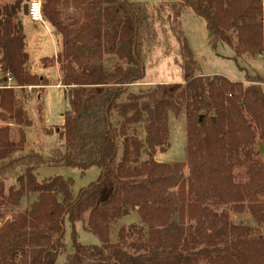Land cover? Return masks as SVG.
<instances>
[{"label":"trees","instance_id":"trees-1","mask_svg":"<svg viewBox=\"0 0 264 264\" xmlns=\"http://www.w3.org/2000/svg\"><path fill=\"white\" fill-rule=\"evenodd\" d=\"M22 1L0 6V84L9 76L17 89L44 88L48 81L27 70ZM66 1L42 5L61 37L56 62L68 92L59 142L26 149L21 130L14 141L11 125L32 122L15 89H0V210L20 208L36 195L30 207L1 224L0 264H56L61 255L62 264H264V237L234 224L229 214L247 210L264 226V77L239 66L264 56L262 0H70L81 14L67 25L59 10ZM186 11L203 21L213 50L219 44L232 50L243 82L200 73L184 34ZM161 19L177 43L175 63L183 82L128 92L145 77L143 49L157 46ZM106 56L117 61L110 71L102 63ZM182 112L186 191L180 190L179 166L154 160L169 147V114ZM132 126L141 127L142 136L129 135ZM142 155L147 160L140 161ZM40 168L77 169L82 175L97 168L99 175L74 196L70 178L39 179ZM241 169L245 182L235 181L241 175L234 171ZM131 209L147 232L122 229L111 243L110 223ZM174 214L179 224L171 222ZM78 223L98 245L78 242Z\"/></svg>","mask_w":264,"mask_h":264},{"label":"rangeland","instance_id":"rangeland-1","mask_svg":"<svg viewBox=\"0 0 264 264\" xmlns=\"http://www.w3.org/2000/svg\"><path fill=\"white\" fill-rule=\"evenodd\" d=\"M31 0H23L22 7L26 5L27 2ZM45 0H41L43 5ZM68 3H62L59 10L62 14V21L64 24H70L74 21V16L80 15L79 10H74ZM90 1V0H89ZM133 3H148L155 4L158 2H165L170 0H129ZM262 5L264 9V0H262ZM48 27L56 35L59 40V45L61 43V37L57 34L54 28L50 26L48 21L44 18ZM27 20L29 27L27 26V33L29 32L32 23L27 17L21 16V21ZM184 29L185 34L188 38V42L192 51V56L195 63L200 68V73L204 76H223L232 82H242L245 73L240 71L232 60L233 52L232 50L221 44L213 50L206 41V34L204 29V24L196 19L191 12L186 11L184 14ZM37 30L29 34L28 37L32 36L36 38L37 43L42 44L41 49L36 51H31L30 56V66L36 76H42L43 79L48 81L47 87L35 86L31 92H27V89H17L14 88L16 98L18 99L20 105L27 111V114L32 122L30 127H18L11 125L12 139L18 141L19 131L21 130L25 135V148L38 150L40 148H46L51 144L58 143V130L63 124V115L69 110V104L66 100L68 92L64 89H59L56 87L58 82V76L60 77V72H55L54 68H48L43 71L41 66H48L52 62L56 61V57L52 59H44L41 62L38 60L41 57L50 56L53 53V48L51 46V41L49 35L46 33L44 27L41 24H37ZM157 29V40L158 44L155 47H149L143 49L142 60L145 68V78L143 79L144 84L140 86H129L128 92L137 93L144 90L150 85L155 84H168V83H181L183 82V76L181 70L175 63L176 55L175 51L178 48L175 39H173L168 32V24L164 19L159 20L156 23ZM31 43V42H30ZM29 43V44H30ZM61 50V46L59 52ZM40 63V64H39ZM103 66L106 70H112L116 59L112 56H106L103 61ZM247 63V64H246ZM246 63L239 62V66H242L246 72L250 74H259L264 77V56H258L255 60H248ZM61 67V65H60ZM2 75H0V78ZM40 78V77H39ZM13 84V83H12ZM1 86V84H0ZM264 91V86L262 87ZM3 123L0 121V127ZM168 129L169 137L168 143L169 147L164 152H157L154 155V160L161 164H166L169 166L177 165L179 166V175L181 177V188L183 191L187 190L188 179H189V167L186 156V121L184 112L178 116L169 114L168 119ZM139 135L142 136L141 127L132 126L129 129V135ZM259 150L262 152V145H259ZM147 160L145 155L141 156L140 161ZM241 175L239 178L235 179L246 181L243 169L234 171V174ZM99 175V170L97 168H91L87 170L83 175L77 169L70 168H40L37 170V176L39 179L44 177H61L70 178L73 181L72 192L76 196L81 188L87 187L90 183L94 182ZM178 188L172 189V192L177 193ZM36 200V195H31L25 198L17 209H2L0 210V226L8 219H11L21 210H25ZM213 210H218V208L212 207ZM222 207L219 208V211ZM231 215V220L236 225H242L253 230L254 234H261L264 237V226L258 225L249 212L245 210L241 214ZM171 222L179 224L178 215L174 214L171 218ZM141 229L144 233L147 232V227L141 223L136 209H131L127 215L114 220L109 225V241L115 243L118 240V234L123 229L130 233L135 232V230ZM76 233L79 235L78 242L85 245H98L99 240L93 234L86 231L85 226L81 223L75 226ZM136 235V234H135ZM136 237V236H134ZM64 243L68 253L72 251L71 244V228L68 223L65 224V235ZM64 262V256L58 257L56 264H62Z\"/></svg>","mask_w":264,"mask_h":264},{"label":"crops","instance_id":"crops-1","mask_svg":"<svg viewBox=\"0 0 264 264\" xmlns=\"http://www.w3.org/2000/svg\"><path fill=\"white\" fill-rule=\"evenodd\" d=\"M13 3V0H0V6H3V5H8V4H12ZM28 3V2H27ZM27 3H26V5H27ZM193 15V14H192ZM24 16V15H23ZM26 17V16H25ZM196 18V17H195ZM196 19H198V18H196ZM198 20H200V19H198ZM202 23H203V21L202 20H200ZM21 24H22V28H23V33H24V36H25V52H26V54L28 55V63H27V70H28V72H34L33 70H32V67L30 66V56H31V51H36V50H38V49H41V47L43 46L42 44H40V43H37V41H36V38L35 37H31V38H29L28 37V35L29 34H31V33H33V31L34 30H37V26L38 25H35V24H32L31 25V27H30V29L31 30H29V32L27 33V26L29 27V24L27 23V20H23V21H21ZM204 24V23H203ZM43 27H44V29H45V31H46V33L49 35V38H50V41H51V46H52V48H53V53H52V55H50V56H46V57H41L40 59H38L40 62H41V60H44V59H52L53 57H56L57 55H58V53H59V49H60V45H59V40L57 39V37H56V35H54V33L51 31V28H49L48 27V25H47V23L44 21V24H41ZM183 29H184V22H183ZM204 29H205V34H206V41H207V31H206V28H205V24H204ZM184 34H185V29H184ZM185 36H186V34H185ZM186 39H187V41H188V38H187V36H186ZM31 42V43H30ZM30 43V44H29ZM189 43V42H188ZM208 44V43H207ZM42 45V46H41ZM219 45H221V44H219ZM218 45V46H219ZM189 47H190V45H189ZM190 50H191V48H190ZM191 53H192V51H191ZM40 64V63H39ZM39 67H42V69H43V71L44 70H46V69H48V68H54V70H55V72H61L60 71V66H59V64L55 61V62H52L51 64H49L48 66H40L39 65ZM0 75H1V72H0ZM40 78H42V76H39ZM44 78V77H43ZM145 78V77H144ZM59 80H60V77L58 76V82H57V84H56V87L57 88H59V89H64V87H62L61 85H60V82H59ZM243 81H244V79H243ZM242 81V82H243ZM140 84H144L143 83V80L140 82V83H138V84H136V85H134V86H140ZM155 85H157V84H155ZM150 86H153V84L152 85H150ZM44 178H48V176H46V177H44Z\"/></svg>","mask_w":264,"mask_h":264},{"label":"built area","instance_id":"built-area-1","mask_svg":"<svg viewBox=\"0 0 264 264\" xmlns=\"http://www.w3.org/2000/svg\"><path fill=\"white\" fill-rule=\"evenodd\" d=\"M28 20L32 24H44L43 14H42V4L41 0H31L27 3V16ZM3 88H17L12 84V80L9 76H7V81L4 85L0 86V89ZM34 87H25L27 92H31Z\"/></svg>","mask_w":264,"mask_h":264},{"label":"water","instance_id":"water-1","mask_svg":"<svg viewBox=\"0 0 264 264\" xmlns=\"http://www.w3.org/2000/svg\"><path fill=\"white\" fill-rule=\"evenodd\" d=\"M22 10H23V15L27 16V5H24Z\"/></svg>","mask_w":264,"mask_h":264}]
</instances>
